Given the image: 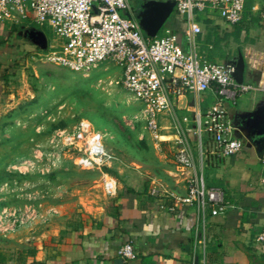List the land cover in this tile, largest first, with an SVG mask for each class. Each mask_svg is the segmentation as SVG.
I'll use <instances>...</instances> for the list:
<instances>
[{
    "label": "crops",
    "instance_id": "0c3cea01",
    "mask_svg": "<svg viewBox=\"0 0 264 264\" xmlns=\"http://www.w3.org/2000/svg\"><path fill=\"white\" fill-rule=\"evenodd\" d=\"M183 20L176 16L171 23L181 28L180 40L186 44ZM200 21L203 55L212 61L237 63L242 52L246 60L243 83L254 85L235 99L222 101L234 137L243 141L242 150L225 156L211 138L203 137V154L195 153L192 171L203 174L209 186L225 190V208L214 215L210 208L200 211L196 204L181 201L188 194L192 171L176 164L166 169L167 179L158 186L120 185L118 195L105 208L77 225L69 217L55 215L33 228L0 232V264H264V242L257 240L264 227V124L254 129L245 122L264 106V72L248 63L251 51L264 52V0H253L240 31L215 11L200 15ZM218 101V94L211 90L201 96H183L179 111L190 107L207 111ZM164 123L170 122L165 118ZM157 189L162 196L153 193ZM128 241L134 243L137 254L125 261L118 250Z\"/></svg>",
    "mask_w": 264,
    "mask_h": 264
},
{
    "label": "rangeland",
    "instance_id": "374dc122",
    "mask_svg": "<svg viewBox=\"0 0 264 264\" xmlns=\"http://www.w3.org/2000/svg\"><path fill=\"white\" fill-rule=\"evenodd\" d=\"M130 2L139 17L144 0ZM57 36L34 17L0 22V208L33 206L49 218L69 217L74 226L113 200L102 187L105 173L119 186H158L167 179L166 169L177 164L182 146L170 135L188 137L198 154L202 144L195 107L179 113L178 125L161 120L159 141L141 119L142 102L111 82L122 68L109 60L86 74L51 62L47 53L58 48ZM83 121L102 133L108 164L81 161Z\"/></svg>",
    "mask_w": 264,
    "mask_h": 264
},
{
    "label": "built area",
    "instance_id": "2783aa9c",
    "mask_svg": "<svg viewBox=\"0 0 264 264\" xmlns=\"http://www.w3.org/2000/svg\"><path fill=\"white\" fill-rule=\"evenodd\" d=\"M171 1L186 22V44L180 42L178 32L171 26L164 25L162 33L156 36L148 35L130 0H0V22L34 17L41 24H50L58 35V48L51 49L47 57L71 70L89 74L109 60L119 65L122 74L111 82L120 83L142 102L141 119L159 141L164 127L161 120L167 118L171 124L178 125L179 98L189 94L201 96L210 90L216 92L219 98L216 104L205 112L196 110L201 144L207 133L222 155L238 153L244 144L234 137L222 101L227 97L235 99L237 93L253 89L254 85L237 81L234 63L212 61L203 55L199 43L204 32L200 13L215 11L233 26L243 20L247 0ZM248 63L264 72V52L251 51ZM78 128L87 137L86 156L81 161L91 166L108 164L111 155L102 133L91 129L85 121ZM187 129L190 132L191 128ZM177 138L182 146L176 153V162L185 172L192 171L196 167V155L190 140L180 134ZM188 176V194L179 199L196 204L200 211L210 208L212 214L220 213L225 208V190L209 186L203 174L192 171ZM102 187L108 195L119 193L118 183L108 173L104 174ZM153 193L162 196L156 190ZM48 218V213L37 207L5 206L0 208V232L33 228ZM257 240L264 242V227L258 232ZM118 253L125 261L137 254L132 241L121 245Z\"/></svg>",
    "mask_w": 264,
    "mask_h": 264
},
{
    "label": "water",
    "instance_id": "95a60500",
    "mask_svg": "<svg viewBox=\"0 0 264 264\" xmlns=\"http://www.w3.org/2000/svg\"><path fill=\"white\" fill-rule=\"evenodd\" d=\"M175 11V2L171 0H144L143 10L139 15L142 29L150 36H156L168 19ZM236 65L235 77L237 81L243 82L246 70V60L241 52ZM246 124L257 129L260 124H264V106L257 109L253 115L246 120ZM260 134V133H259ZM264 144V136L262 138Z\"/></svg>",
    "mask_w": 264,
    "mask_h": 264
},
{
    "label": "trees",
    "instance_id": "16d2710c",
    "mask_svg": "<svg viewBox=\"0 0 264 264\" xmlns=\"http://www.w3.org/2000/svg\"><path fill=\"white\" fill-rule=\"evenodd\" d=\"M252 6H253V0H247L246 1V4H245V11H244V17H243V20L247 17V14H248V11H250L251 9H252ZM176 16H180V17H182V15L181 14H179L178 12H176V11H174V13L171 15V17L168 19V21L166 22V26H171V27H173L177 32H178V34H179V40H180V36L182 37V30H181V28H178V26H174L172 23H171V20L173 19V18H175ZM243 20L241 21V22H239L238 24H237V30H241L243 27L241 26V23L243 22ZM183 23L185 24V29H186V22H185V20H183ZM199 38H200V36H199ZM180 42H181V40H180ZM182 43V42H181ZM0 67H1V64H0Z\"/></svg>",
    "mask_w": 264,
    "mask_h": 264
}]
</instances>
